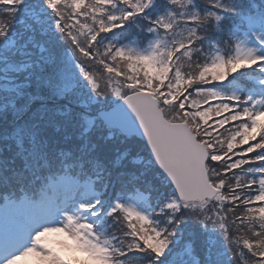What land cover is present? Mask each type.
Returning a JSON list of instances; mask_svg holds the SVG:
<instances>
[{
    "label": "snow or ice",
    "instance_id": "1",
    "mask_svg": "<svg viewBox=\"0 0 264 264\" xmlns=\"http://www.w3.org/2000/svg\"><path fill=\"white\" fill-rule=\"evenodd\" d=\"M0 264H264V0H0Z\"/></svg>",
    "mask_w": 264,
    "mask_h": 264
}]
</instances>
